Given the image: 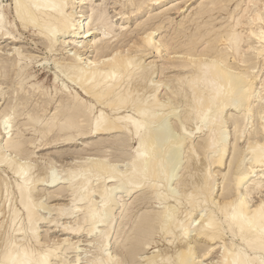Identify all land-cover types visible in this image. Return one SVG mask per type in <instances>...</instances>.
I'll list each match as a JSON object with an SVG mask.
<instances>
[{
    "label": "bare ground",
    "instance_id": "bare-ground-1",
    "mask_svg": "<svg viewBox=\"0 0 264 264\" xmlns=\"http://www.w3.org/2000/svg\"><path fill=\"white\" fill-rule=\"evenodd\" d=\"M12 1L13 11L16 15V22L19 24L18 26L16 23V31L17 26L25 31L30 29L34 30V33L42 41L43 48L48 54L51 56L59 54L63 55V57L52 58L55 66L53 73L54 91L49 92V86L46 88V85L43 83L44 81L30 82L31 85L28 87L33 89V92L30 91V93H33L32 95L38 97V99L35 98L37 99V103H39L35 104V109L38 114L35 115V112L34 115L29 114L30 122L28 120L26 123H29L25 124L23 122V124L33 126L34 130L39 132V135H43L41 137H46L50 132H55V134L58 133L57 135H60L63 138L62 141L65 142V144L73 142L79 136H81V138H89L95 135H110L111 133H118L120 135L132 134V139L137 143V146L134 147V153H131L133 155L129 157V164L131 166L128 173H123L122 171L123 174H119L121 176L117 178V175L116 177L114 176V166L116 167L117 165L111 164L109 166V164H107L108 162H105L103 159L101 160L98 158L99 156L97 159L93 158L94 161L96 159V162L93 161V166L89 164L88 166L93 168L92 170L94 173L91 172V174H93H89L90 176L88 175L87 177L88 172L86 171L87 174L85 173V177L87 178L84 177L85 180L83 179V169V174L75 173L71 170L74 174L69 175L68 179L70 185L65 188H73L74 193H72L77 194V196L75 195V200L77 202L82 203L83 200L85 201V199H88L87 202L85 201L86 203L83 204L76 203L77 205L74 204V207H69L68 205V207H66V204L61 206L60 204L62 203L58 205L60 207L57 205L54 206L58 207L56 208V211L58 210L57 212L60 218L63 216H69L72 218L71 216L82 211L83 216L81 217L79 215L80 220H77L78 222L76 221L74 226H64L63 228V225L66 224H60L63 231L71 234L80 233L81 228L83 229V224H89L87 232L89 235H92L91 238L93 237L90 243L94 245L97 244L96 247L98 252L96 255L94 254L95 256L93 255L94 257H90L86 264H207L203 262V259L214 252L218 253L217 260L208 264H264V196L261 195L262 198L260 197L259 201L257 200V202L251 203L254 191H264V139L262 141L258 139V141L253 142L255 137L260 135L258 133L264 131V124H262L261 130H257L258 128L252 129L253 125L250 126L251 122H253L251 119L255 116L256 107L259 106L257 109L260 112H263L262 108L264 107L260 105V102L264 99L262 94H255L256 92L261 93L258 92L260 89L259 87L261 86L257 88L258 91L255 89L257 74H259L257 72H259V69L255 72L254 69L256 68H253L256 66L253 65L255 62L253 61L254 63L250 64L251 57H253L258 58L259 60L261 59L264 66V0H247L245 6L243 5L240 7L238 14H236L237 16L232 15L233 17L231 18H233V22L231 25H226L229 27L221 32L213 31L214 37L212 36L207 41H203L206 45L204 44L205 47L200 52L196 48L195 43L204 37V30L202 25L200 26L201 23L197 22L200 26L198 27L197 24V27L199 28L197 32L198 35L196 36L197 38L195 37V40L192 38V40H194L192 42L191 39L188 38V41L192 44H186L189 46L186 50L184 49L185 52H181V56L178 54L179 57L177 58H180V60H177L175 56L173 57V55L170 54L163 55L162 52L164 49L171 50L173 46L165 44V47L167 48L163 49L164 46L162 47L160 41L156 39L155 31L158 29L150 28L151 30L148 29L149 31L142 36L135 35L137 36V39L133 40L132 44L130 42V45L126 44L127 47L124 42L129 37V34L126 33L125 24L121 27L118 24L120 27V29H118L120 30V35H124L125 38H119L120 40L117 38L113 40V34L109 37V35L116 32L117 29L115 28V25L113 24L114 21L111 19V16H109L107 7L105 6L107 3H96L94 0ZM106 1L108 0H105V2ZM165 1L167 0H127V3L124 5L131 8L130 12L132 13V16H136L139 13L144 12L150 5H160ZM222 1L224 2V0ZM217 3L218 1L214 0L211 4L214 6L217 5ZM203 5L204 9L202 8L203 12L201 13L207 11L211 12L213 9V6L210 5L209 2ZM252 6L254 7L252 8L253 10L251 9ZM237 7L239 6L237 5ZM123 8H121L120 15L125 16L127 12L125 10L122 11ZM198 8L199 7H197V9ZM250 9L252 10V16H249V14L247 16L246 14ZM196 16L198 15L196 14L194 17L196 18ZM151 17L147 19H150L151 21ZM191 17H193V15ZM212 17L214 16L212 15ZM124 18L127 19L129 17L126 15ZM171 21H169V23ZM205 24L207 25V23L203 24L204 27L206 26ZM245 24L249 25H246L248 27L247 31H243L245 28L240 30ZM253 24L258 26L253 27ZM7 26L8 22L5 12V4L3 0H0L1 36L6 40L11 39V42L13 43L20 42L21 40L17 39V35L14 31L10 30ZM186 28H188V26ZM194 30L197 29L195 28ZM191 32L195 33L196 31ZM211 32L212 31H209V33ZM97 35L101 36L100 39L97 40L94 38L95 40L91 44V46H95L97 53L92 59H88L85 55L90 51L89 48L91 46H89L85 40L92 36L96 37ZM182 35L185 36L184 34ZM60 37H62L61 40H63V37H66L67 40L64 39L65 41H61L62 43L58 44V42H60ZM166 39L168 40V38ZM253 40H255L258 45L251 43ZM178 43L180 44L181 42ZM219 43L225 45V48H219ZM182 45L180 44L179 48ZM175 48H178V46ZM72 50L73 53L71 52ZM174 53H178L176 49ZM247 53L249 56L246 55ZM14 54L16 55V59L14 63L11 61L12 64L10 63L9 65V69H11L10 73L12 71V74L2 71L3 74H0V78L3 77V80H1L0 83H3V87L5 83L14 84L13 77L15 76L16 79H18V84L15 86L19 85V87L16 89V97H13L20 99V102L18 101L19 104L16 103L11 105V107L3 113L2 121H0V136L4 135L5 137L6 135L4 143L1 144L0 140V166L7 165L14 171V174L17 175V178H15L16 191L19 202L25 211V215L20 216L22 211L20 213V210L12 204L14 208H11V220L8 219L10 220V224H7L8 229L5 231L4 237L0 236V241L3 240L2 243L0 242V264H53V260H59V262L62 261L60 253L65 248V245L62 246V244L70 241V239L67 240L68 238L64 239L63 237V240L58 242L42 236L40 230L42 227L41 225L47 223L52 224L55 222L54 218L48 219L40 212L41 207L43 206L42 199L45 196H43V194L41 195V190L39 189L41 185L39 184L44 178H46V176L42 177L43 175H35V172H33V169L35 168L33 165L34 162L30 163V160L28 162L27 159L25 162H19V160L16 159L18 158V155L23 152V149L21 148L23 146L21 144L24 142L22 143L23 138L21 140H19V138L15 139L13 136L14 133H11L13 129H10L15 127L13 123L17 120L16 117L20 111V104L25 105L30 101V99L28 100L29 96L32 98V95L30 94L29 96H26L28 95L26 93L29 89L25 86L26 83L29 82V78H32L33 76L30 75L31 77H29L25 74L29 65L39 54L36 56L32 53H26L18 46L14 47ZM158 55L160 57H165L167 59L166 63L169 65L165 64L162 66V63L159 65L158 59L160 57H158ZM229 56L233 57V59L231 58L233 62H231V60L229 61ZM153 57H155V59L156 57L158 58L155 60ZM243 63H247V66ZM249 64L251 66H249ZM243 66L248 68H241ZM167 69L177 71L174 80L175 82L177 81V84L179 85H171L168 87L167 84V92L164 96H161L163 89H160L165 84L162 74ZM43 76L44 75L40 73L35 77L38 80ZM47 77H50V75H47ZM262 82L264 83V81ZM166 83H168L167 80ZM1 85L2 84H0V99L3 100L6 98V91H4L5 89L2 88ZM262 89L264 90V86H262ZM39 98L41 99L40 102ZM179 98L186 100L184 104L182 103L184 105V117L182 118L184 120L192 118L197 130H208V133H206L208 135H205L206 137L201 143L200 148L208 154L206 160H209L210 162L213 161L216 166L223 165V159L228 151L227 148H229L226 130L224 129L226 128L225 125H227L226 123H228V119L229 121L231 120L230 122H232V126L236 133L243 134L246 131H248V133L251 132L248 134L250 136L247 141L250 140V142L247 144L249 145L247 150L250 149L248 152L252 153V155L250 154L252 156V158H250L252 159V165L250 167L248 166L249 168H246L243 160H240V155L238 158L233 157V160H230L229 163L231 166H235V169L237 170H234V174L232 173L233 175L230 177V182L229 180H227V184L224 182V191L223 194H221L223 195V200L217 201L218 198L215 197L216 199H214L212 196L211 183L214 181L213 177H215V170L212 171L210 168L208 170V166L206 167L207 170L205 168V171L201 173L199 179L193 180L197 173L191 172L190 167L192 166V163L199 162L200 155L198 154L196 147H187L190 149L188 153L187 148L184 150L185 148L183 149L181 146L185 143L191 144L194 138L192 136L194 132L192 133V131H188L186 133L185 131L186 134L180 133L181 137H179V139L171 140L174 128L170 120H168L167 114L182 108H179L180 106L175 108L176 100L178 99L179 101ZM244 98V103L239 107L242 102L240 99ZM257 98H261L259 102L260 104H256V102H258ZM21 99L22 101L26 100V102H21ZM54 103H58L57 105L55 104L56 106L54 105L55 111L51 112L52 115L46 123H42L39 112H47L50 105ZM1 107L2 106H0V108ZM238 107L239 110L236 112L237 114H229V110H237ZM23 108L25 109V107ZM259 111L258 115H260ZM29 112L32 113L31 111ZM238 113L240 115H238ZM26 114L28 115V111ZM21 115L22 114H20V116ZM27 128L29 129V127ZM182 131L183 130H181V132ZM123 136L125 137V135ZM236 136L239 135L236 134ZM253 138L254 140L251 141ZM45 140L46 139L44 138V141ZM57 140L61 141V139ZM128 142L129 140L127 141L126 139V142L123 141V143H120L125 146ZM42 143L44 144V142ZM233 149L236 151L239 148L237 146V148ZM6 150L9 151V154L8 152L6 153ZM25 152L28 151L25 150ZM239 152L237 153L236 151V155H238ZM185 153H188L189 155L187 154L188 156H185ZM28 154L26 155L28 156ZM244 158L246 157H243V159ZM183 160L185 162L183 165L186 166L184 167L182 165V168L184 169L183 172L181 171L182 174L180 172V175L178 174L176 177V183H174L175 188L171 189L173 186L168 188L169 186L168 184L166 185L165 177L166 179H169V170L174 169L176 163L182 164ZM90 161L92 160H89V162ZM165 161H167V166L165 165L166 163L164 164ZM249 162H251V160ZM242 164L246 169L241 167ZM164 165L165 168L163 167ZM85 170H87V168H85ZM104 172L108 174L106 175L105 173V177L102 176ZM80 174L82 176L80 178L81 180H77ZM228 174L226 177L229 176ZM93 176H95V178ZM155 176L159 179L164 177L161 181L164 180L165 183L163 184V181L159 184L160 181L159 179V182L156 181ZM187 176H190V179H187ZM54 177H49L50 183L54 186L56 183L60 184V179ZM113 177L117 178V180L114 181ZM153 177L155 183L150 180L151 178L153 179ZM96 178L98 180L102 179L103 181H100L97 186L93 185L94 187H92V181L95 180L94 182H96ZM82 179L84 181H82ZM168 181L169 180H167V183ZM1 182L0 177V188L3 187L1 191L4 190V194L0 191V196L3 195L5 198L9 199L12 190L6 181L3 180V182ZM44 182L47 183V181ZM110 182H117V184L109 189L108 184ZM123 183L128 186L127 193L130 196L140 193L141 190L144 191V188H154V196L160 201V205L162 206L160 207V210L158 209V211L153 213L149 210L148 212L151 214H145L147 216L140 215L138 220L136 218L137 221L133 226L129 224L132 228L127 232L124 230L125 228L127 229V227H117L116 221L119 219L115 220V217V219H110V216L108 218L106 217L108 213L110 214L114 211L112 208L116 206H113V203H116L118 197H122L118 196L120 193L117 190H120L118 187L120 188ZM83 186L84 188H82ZM122 188L121 190L125 191V188ZM145 193L146 192H144V194ZM94 194L99 195L98 197L101 198V201H99L100 203L96 202L97 200L94 201L92 199ZM147 194H150V192ZM262 194L264 193L262 192ZM124 196L125 195H123V197ZM147 199H145V201L143 200L145 205ZM152 199L153 198H151V201H153ZM121 201L123 202V208H121L122 210L120 212L121 218L127 217L128 215V218H131V214H128V210L130 209L129 204L127 201ZM148 201H150V199H148ZM137 202L139 201L137 200ZM140 202L142 201L140 200ZM140 202L137 204L139 205ZM119 203L121 205L120 201ZM111 204H113L112 208ZM52 206L53 205L50 207ZM135 206L134 209L137 208ZM140 206L141 208H145L142 207L143 204ZM151 208V211H153L158 207L153 209L152 206ZM204 208L208 209V213H204L205 216L202 214V217L199 219V212H203ZM137 209H135L136 212ZM130 213H132V211ZM136 214L137 213H135V216ZM18 219L20 220L18 221ZM195 219H199V222H196V227H193ZM57 223L58 222H56V225ZM98 223H105V226H103L104 224L102 225L104 228L101 229V226H97L96 224ZM124 225L125 223H123L122 226ZM85 226L83 230H85ZM156 226L159 227V230L162 233V245H159L158 242L153 239L157 228ZM10 231H12V234H10ZM194 231L195 233L193 235L192 232ZM122 233L124 234L121 235ZM193 237L196 240H193ZM50 238H52V236ZM197 240L200 242L198 246L196 244ZM73 245L75 244L69 243L68 247L66 246V250L71 248L74 249ZM146 249H150L148 251L150 254L145 253L146 257H141L142 252ZM61 264H66V262L62 261Z\"/></svg>",
    "mask_w": 264,
    "mask_h": 264
},
{
    "label": "rangeland",
    "instance_id": "rangeland-1",
    "mask_svg": "<svg viewBox=\"0 0 264 264\" xmlns=\"http://www.w3.org/2000/svg\"><path fill=\"white\" fill-rule=\"evenodd\" d=\"M94 1H96V3H104V4H106L105 6L107 7V10H108V13H109V16H111V19L114 21V25H115V28L117 29V31L116 32H114V33H111V35H109V37H111L112 36V34H113V40L114 39H117L118 38V40H120V39H123V38H125V36L123 35V36H121L120 35V30H118V29H120V27L121 26H123V24H125V28H126V33H128L129 34V37L126 39V41L124 42L125 43V46L127 47V45L131 42V44L133 43V40H136L137 39V36H135V35H138V36H142V35H144V34H146L147 33V31H149V30H151V29H158L157 31H155L156 32V39L157 40H159L160 41V43H161V46L163 47V49L164 48H167V47H165L166 45L165 44H169V46H173L172 47V49L170 50V49H162L163 50V55L164 54H170V55H173V57L175 56L176 58L177 57H179V55L180 54H182L181 52H185V50L188 48V46L189 45H186V44H189V43H191L192 41H194L195 40V37L198 35V30H199V28L198 27H200L201 25H202V27H203V34H204V37L202 38V39H200V40H198V41H196L197 43H195L196 44V48L198 49V51L200 52L204 47H205V43H203V41L205 42V41H207L208 39H210L212 36H213V31L214 32H221V31H223L225 28H227V27H229V26H226L227 24H229V25H231V23L233 22V18H231V17H233V16H237L236 14H238V12H239V10H240V7L241 6H245V3L247 2V0H241V1H239V0H229V2H228V0H224V2L221 0V1H219V0H215V1H218V3H217V5L220 7V9H219V7L217 6V5H212L211 3L212 2H214V0H167V1H165L164 3H162V4H160V5H150L144 12H142V13H139L138 15H136V16H132V13L130 12L131 11V8L130 7H127V6H125L124 4H126L127 2V0L125 1V0H108V1H106L105 2V0H94ZM123 3H122V2ZM204 1V2H203ZM230 1H231V3H230ZM3 2H4V4H5V12H6V16H7V22H8V28L10 29V30H12V31H14V33L17 35V39L18 40H21L20 42H16V43H13V42H11L12 40L11 39H4V38H2V36H1V32H0V74L2 73L3 74V72H9L10 73V70L11 69H9L10 67H9V65H10V63H11V61H13L12 63H14V61H15V59H16V55L14 54V47H21V49L24 51V52H26V53H32V54H34V55H38L37 56V58L29 65V67H28V69H27V71H26V76H29V77H31L30 75H32L33 77L32 78H29V82L28 83H26V88L27 89H29L28 90V92L26 93V94H28V95H26V96H29V94L30 95H32L31 93H30V91L31 92H33V89L32 88H29L30 87V85H31V83H34V82H43L44 83V85H46L45 87L47 88L48 86V90H49V92H51V91H54V89H53V87H54V75H53V73H54V63H53V59H54V57H56V58H59V57H63V55L62 54H59V55H55V56H51L50 54H48V52L43 48L44 46L42 45V41L38 38V36L34 33L35 31L34 30H32V29H30V30H23L21 27H18L19 26V24H18V22H16V15L14 14V11H13V1L12 0H3ZM117 2V3H116ZM125 2V3H124ZM171 2V3H170ZM174 3V5H173V3ZM210 3V5H212L213 6V9L211 10V9H209V10H211V12L210 11H207V12H204V13H201V12H203V7H204V5L203 4H207V3ZM221 2H223V3H221V5H220V3ZM225 2H227V3H225ZM236 2V3H235ZM122 5H121V4ZM201 3H202V5H201ZM169 4V5H168ZM200 4V5H199ZM9 5V6H8ZM173 5V6H172ZM175 5H176V7H175ZM223 5V6H222ZM229 5V6H228ZM237 5L239 6V7H237ZM164 6V7H163ZM172 6V7H171ZM212 6H210V7H212ZM251 6V5H250ZM123 7H125V8H123ZM163 7V8H162ZM182 7V8H181ZM183 7H185V8H183ZM197 7H201L200 9L198 8L197 9ZM218 7V8H217ZM222 7V8H221ZM121 8H123L122 9V11H126L127 13L125 14V16L124 15H120L121 13ZM203 8V9H202ZM252 8H254L253 6L251 7V9ZM129 11H128V10ZM149 9V10H148ZM217 11H216V10ZM250 9V11L249 12H251V13H249V12H247V16H248V14H249V16H252V10ZM152 10V11H151ZM166 10V11H165ZM196 10V11H195ZM213 10H215V11H213ZM222 10V11H221ZM235 10V11H234ZM163 11V12H162ZM236 11H237V13H236ZM197 12V13H196ZM211 14H209V13ZM213 12V13H212ZM226 12V13H225ZM231 12V13H230ZM129 13V14H128ZM158 15H157V14ZM199 16H196V18L194 17L196 14ZM200 13V14H199ZM208 13V14H207ZM119 14V15H118ZM156 14V15H155ZM203 14V15H202ZM126 15H127V17H129V18H124V17H126ZM150 15V16H149ZM160 15V16H159ZM193 15V17H191ZM212 15L214 16V17H212ZM228 15V16H227ZM233 15V16H232ZM124 16V17H123ZM152 16V17H151ZM158 16H159V18H158ZM122 17V18H121ZM149 17H151V21H150V19L148 20L147 18H149ZM202 17V18H201ZM208 19H207V18ZM161 18H162V20H161ZM194 19V20H196V21H194V20H190V19ZM206 18V19H205ZM230 20H229V19ZM140 19V20H139ZM156 19H157V21H156ZM198 19H200V20H198ZM204 19V20H203ZM212 19V20H211ZM246 19V18H245ZM244 19V20H245ZM164 20V21H163ZM172 20V21H171ZM187 20V21H186ZM213 20H214V22H213ZM13 21V22H12ZM153 21V22H152ZM163 23H162V22ZM169 21H171L170 23H169ZM190 21V22H189ZM191 21H192V23H191ZM210 21V22H209ZM230 21V22H229ZM246 21H247V19H246ZM142 22V23H141ZM145 22V23H144ZM148 22V23H147ZM197 22H199V23H201L200 24V26H199V23H197ZM211 22H212V24H211ZM223 22V23H222ZM16 23H17V31H16ZM143 25H141V24ZM158 23H159V26H158ZM185 23V24H184ZM195 23H196V26H195ZM204 23H207V27L205 26L204 27ZM211 24V26H210V24ZM226 23V24H225ZM13 24H14V26H13ZM120 25V27H119V25ZM128 24V25H127ZM197 24H198V27H197ZM209 24V25H208ZM220 24V25H219ZM225 24V25H224ZM140 25V26H139ZM146 25V26H145ZM151 25V26H150ZM155 25H157V26H155ZM247 24H245L243 27H241L240 28V30H243L244 28V30L243 31H247V29H248V27L247 26H249V25H247ZM181 26V27H180ZM188 26V28H186ZM221 26H223V27H221ZM225 26V27H224ZM258 25H256V24H253V27H257ZM14 27H15V29H14ZM119 27V28H118ZM137 27V28H136ZM141 27V28H140ZM143 27H144V30H143ZM147 27V28H146ZM155 27V28H154ZM159 27V28H158ZM201 27V28H202ZM213 27V28H212ZM138 30H136V29ZM139 28V29H138ZM151 28V29H150ZM184 28H185V30H184ZM196 28L197 30H194V29ZM209 28V29H208ZM216 28V29H215ZM142 29V30H141ZM149 29V30H148ZM178 29V30H177ZM180 29V30H179ZM141 30V31H140ZM161 30V31H160ZM183 30V31H182ZM132 31V32H131ZM191 31H196L195 33H197V34H195V33H193V32H191ZM209 31H212L211 33H209ZM191 32V33H190ZM207 32V33H206ZM134 33V34H133ZM206 33V34H205ZM20 34V35H19ZM117 34H119V35H117ZM132 34V35H131ZM140 34V35H139ZM180 34V35H179ZM182 34H184L185 36H183ZM194 34V35H193ZM210 34V35H209ZM117 35V36H116ZM163 35V36H162ZM206 35V36H205ZM121 36V37H120ZM161 36V37H160ZM182 36V37H181ZM99 37V38H98ZM100 35H97L96 37H94V36H92L91 38H88V39H86L85 40V42L86 43H88V45L89 46H91V44H92V42H94V40L95 39H100ZM116 37V38H115ZM171 37V38H170ZM177 37H178V39H177ZM185 37H186V39H185ZM191 37V38H190ZM207 37V38H206ZM214 37V36H213ZM92 38H93V40H92ZM95 38V39H94ZM120 38V39H119ZM134 38V39H133ZM159 38V39H158ZM166 38H168V40L166 39ZM180 38V39H179ZM191 39V42H189L188 40L189 39ZM192 38L194 39V40H192ZM197 38V37H196ZM62 39V37H60V42H58V44H61L63 41H65V40H67V38L65 37H63V40H61ZM65 39V40H64ZM172 39V40H171ZM177 39V40H176ZM182 39V40H181ZM186 41H185V40ZM181 40V41H180ZM62 41V42H61ZM88 41V42H87ZM91 42V43H90ZM174 42V43H173ZM176 42H177V44H176ZM178 42H181L180 44L182 45V46H180V48H179V43ZM202 42V43H201ZM37 43V44H36ZM251 43H255V45L257 44L256 43V41L255 40H253V41H251ZM36 44V45H35ZM127 44V45H126ZM192 44V43H191ZM190 44V45H191ZM205 44V45H204ZM130 45V44H129ZM258 45V44H257ZM14 46V47H13ZM88 46V47H89ZM176 46H178V48H175ZM219 48H222V49H224L225 48V45H221L220 43H219ZM161 47V48H162ZM71 48V47H70ZM174 48V49H173ZM90 51L85 55V56H87V58L88 59H92L93 57H94V55L97 53V51L95 50V46H91L90 48ZM175 49H176V51L178 52V53H174L175 52ZM177 49H179V50H177ZM185 49V50H184ZM168 50V51H167ZM96 51V52H95ZM164 51H165V53H164ZM180 51V52H179ZM10 52V53H9ZM72 53H73V50L71 51ZM171 52V53H170ZM31 54V55H32ZM174 54H176V55H174ZM179 54V55H178ZM30 55V54H29ZM247 56H249V54L247 53L246 54ZM181 56V55H180ZM8 57H10V58H8ZM158 57H160L159 55H158ZM158 57H156V59H155V57H153L155 60H157V58ZM53 58V59H52ZM161 58V59H160ZM159 59H158V64L160 65L161 63V65L163 66V65H165V64H168V63H166V61H167V59L165 58V57H160ZM176 58H175V60H176ZM233 59V57L232 56H229V61L231 60V62H233L232 61V59ZM252 59H251V63L250 64H253L254 62V66L255 67H253V68H256V69H254L255 70V72L256 71H258V69H259V72H257V73H259V74H257V78H256V83L258 84H256L255 83V86H256V90L258 91V87L259 86H261V87H259L260 89H262V86H264V83L262 82V81H264V66H263V61L260 59H258V58H253V57H251ZM8 59H10V60H8ZM52 59V60H51ZM164 59V60H163ZM39 60V61H38ZM174 60V61H175ZM177 60H180V58L178 59L177 58ZM255 60H257V61H255ZM10 61V62H9ZM165 61V62H164ZM254 61V62H253ZM261 63H260V62ZM11 63V64H12ZM260 63V64H259ZM244 64V63H243ZM242 64V65H243ZM247 64V63H246ZM246 64H244L245 66H247ZM249 64V66H251ZM169 65V64H168ZM258 65V66H257ZM245 66H243V67H241V68H244ZM2 67V68H1ZM7 67V68H6ZM261 67V68H260ZM263 67V68H262ZM248 68V67H247ZM246 67L244 68V69H247ZM250 68V67H249ZM31 69V70H30ZM261 70V71H260ZM3 71V72H2ZM174 72V73H173ZM43 74L44 76L43 77H41V78H39L38 80L36 79V75H39V74ZM10 74H12V71H11V73ZM45 74H46V77H45ZM175 74H177V71H171V70H169V69H167V70H165V72L162 74V77H163V80L165 81V84L161 87V89L160 90H162V92H161V96H164L165 94H166V90H167V88L169 87V86H171V85H179V84H177L178 82L176 81L175 82V80H174V76H176ZM47 75H50V77H47ZM165 75V76H164ZM168 75V76H167ZM258 75H259V77H258ZM13 76V75H12ZM11 76V77H12ZM261 78V79H260ZM5 79V78H4ZM31 79V80H30ZM41 79H43V80H41ZM173 79V80H172ZM1 80H3V77H1L0 78V81ZM166 80H167V82L168 83H166ZM173 81V84H172V81ZM13 83L14 84H11V83H5L4 84V87H3V83H0V84H2L1 86H2V88H4L3 90L4 91H6V98H4L3 100H1L0 99V106H2L1 108H0V121H2V116H3V113L6 111V110H8V108H10L11 107V105H13V104H16V103H18L19 104V102H20V99H17V98H14V97H16V94H17V92H16V89L19 87V85L18 86H15L16 84H18L17 83V81H18V79H16V77L14 76L13 77ZM31 81H33V82H31ZM261 81V82H260ZM10 82H12V81H10ZM31 82V83H30ZM48 83V84H47ZM28 84V85H27ZM168 84V87L166 86ZM9 86V87H8ZM29 86V87H28ZM15 89V90H14ZM259 89V91L258 92H261V93H255L256 95H260V94H262V96H263V98H264V90L262 89V90H260ZM27 91V90H26ZM262 91H263V93H262ZM22 92V91H21ZM14 93H15V95H14ZM14 96V97H13ZM34 97V98H33ZM258 97V96H257ZM260 97V96H259ZM35 98H37L38 99V97L36 96L35 97V95H32V98H31V96H29V98H28V100L30 99V101H28L25 105H22V104H20V111H19V113L17 114L18 116L16 117V122H14L13 124H14V126L15 127H13V128H10V129H13V131H11V133H14L13 134V136L15 137V139L16 138H19V140H21L22 138L24 139H22V143L23 144H21L23 147H21L22 149H23V152L20 154V155H18V158H16L17 160H19V162L20 161H22V162H25V160L27 159V161L29 162V160H30V163H33V165L35 166V168L33 169V172H35V175L36 176H42V177H44V176H46V178H44V180L39 184V185H41L40 187H39V189L41 190V195L43 194V196H45L42 200H43V206L41 207V210H40V212H41V214L44 216V217H46V218H48V219H55V222L54 223H47V224H42L41 226V228H40V230H41V233H42V236L43 237H46V238H49V239H51V240H55V241H58V242H60L61 240H63V237H64V239H66V238H68L67 240H69L70 239V241H67L65 244H62V246H64L65 245V248L63 249V253L61 252L60 253V255L62 256L61 257V259H62V261H65L66 262V264H78V263H80L81 264V262H82V264H86V262H87V260L91 257H94L96 254H97V247H96V245L97 244H92V243H90V241L93 239V237L91 238V236L92 235H89L88 234V232H87V228H89V224H87V223H85V224H83V229H84V226H85V230H83L82 228H81V232L80 233H66V231H63V229H62V226H61V224L63 225V223L64 224H66V225H63V228H64V226L65 227H68V226H74L76 223V221L77 220H80V216L82 217L83 215H82V211H79L78 213H76L75 215H73V216H71L72 218H70L69 216H63V217H61L60 218V216H58V210L56 211V208H58V207H60V206H58L60 203H62V204H60L61 206H64L65 204V206L66 207H74V204H76V203H81V202H77L75 199H76V196H77V194L75 193V194H73L74 192H73V188H68V189H65V188H67V187H69V183H70V181H69V175L71 174H74L73 172H75V173H81V174H83V172H84V176H83V179H85V178H87L88 177V175L89 174H91V172H93L94 173V171L92 170L93 168L91 167L90 168V166H88V164L89 165H91V166H93L92 164V162L94 161L93 160V158H96L97 159V157L98 158H100L101 160L103 159L105 162H108L107 164H109V166L111 165V164H114V165H117L116 167L114 166V176L116 177V175H117V178H119V176H121V175H119V174H123L124 172H126V173H128V170L130 169V164H129V157L131 156V155H133V154H131V153H134V147H136L137 146V143H136V141L134 140V139H132V134H128V135H126V134H123V135H125V137L121 134H116V133H111L110 135H98V136H93V137H89V138H81V136H79V137H77L73 142H71V143H69V144H65V142H63L62 140H63V138L59 135H57V134H55V132L54 133H52V132H50V134L48 133V135L46 136V137H41V136H43L42 134H40L39 135V132H37V131H35L34 130V127L33 126H31V125H25V124H27V123H29L30 122V118H29V114H33L34 115V112H35V115H37L38 114V112L36 111V109H35V104L37 103V99H35ZM262 98V99H263ZM6 99V100H5ZM16 99V100H15ZM40 98H39V102H40ZM184 100V101H183ZM242 100V102H241V104L239 105V107H241L242 106V103H244L243 101L245 100V98L244 99H240V101ZM260 100H261V98H257V101L258 102H256V104H260L261 106H264V99L262 100V102H260ZM19 101V102H18ZM182 101V102H181ZM21 102H26V100L25 101H22V99H21ZM181 102V103H180ZM186 102V100L185 99H183V98H179V101H178V99L176 100V105H175V108H178L179 106V108H181V109H177V110H175V111H172L171 113H169V114H167L168 116H167V118H168V120H170V122L172 123V125H173V135H172V138H171V140H177V139H179V137H181L180 135L181 134H186L188 131H192V133H193V140H192V142H191V144H184V145H182L181 146V148H185L184 150H186V148L187 147H196V149L198 150L197 152H198V154L200 155L199 156V162L198 163H192L191 165V172H196L197 174L194 176V178H193V180H196V179H199V177L201 176V173H203L204 171H205V168L206 167H208V170H209V168H210V170H212V171H214L215 173V177H213V179H214V181H212V183H213V185H212V183H211V186H212V190H211V192L214 194H212V196H213V198L214 199H216V198H218L217 199V201H220V200H223V198H222V196L223 195H221V194H223V191H224V186H225V184H227L226 182H228L227 180H229V182H230V180H231V178L230 177H232V175L234 174V170H237V169H235V166H231V164L229 163L230 162V160H233L232 158L234 157V158H238V156L240 155V160H243V163H244V166L247 168L248 166L250 167L251 165H252V159H250V158H252V153L251 152H248L249 150H247L248 149V146L249 145H247V144H249L248 142H250V140L249 141H247V139L249 138V136L250 135H248L249 133H251V132H249L248 133V131H246L245 133H243V134H241V133H236L235 132V130H234V128H233V126H232V122H230L229 121V119L227 120V122L228 123H226L227 125H225V127L226 128H224L225 130H226V136H227V140H228V147L229 148H227V152H226V154H225V157H224V159H223V165L221 164V165H218V166H216V164H214L213 163V161H209V160H206L207 159V153L206 152H204L203 150H202V148H200V145H201V143L204 141V139H205V137L208 135V134H206V133H208V130L207 129H204V130H197L196 129V125H195V123L193 122V120H192V118H189V119H183L182 117H184V113H183V109H184V103ZM260 102V103H259ZM183 103V104H182ZM240 103V102H239ZM37 104H39V103H37ZM42 104V103H41ZM58 104V103H54V104H51L50 105V107L47 109L48 111L47 112H43V111H40L39 112V116L41 117V122L42 123H46L47 122V120H49L50 119V117H51V115H52V111H55V106ZM9 107H8V106ZM22 105V106H21ZM55 105V106H54ZM23 107H25V109L23 108ZM54 107V108H53ZM239 107H238V109L236 110V109H231V110H229V114H231V113H236L238 110H239ZM259 106H257L256 107V111H255V116L251 119V120H253V122H251V124H250V126L251 125H253L252 126V129H257V130H261V128H262V124H264V107L262 108L263 109V112H260L257 108H258ZM24 109V110H23ZM260 109V108H259ZM34 110V111H33ZM22 111V112H21ZM27 111H28V115L26 114L27 113ZM29 111H31L32 113H30ZM50 111V112H49ZM178 111V112H177ZM182 111V112H181ZM258 111H259V113H260V115H258ZM23 112H24V114H23ZM42 112V113H41ZM181 112V113H180ZM179 113V114H178ZM256 113H257V115H256ZM263 113V114H262ZM20 114H22L21 116H20ZM42 114H43V116H42ZM46 114V115H45ZM174 114V115H173ZM237 114V113H236ZM262 114V115H261ZM27 115V116H26ZM48 115V116H47ZM238 115H240L239 113H238ZM25 116V117H24ZM230 116V115H229ZM20 117V118H19ZM43 117V118H42ZM45 117V118H44ZM261 117V118H260ZM27 118V119H26ZM257 118V119H256ZM262 119V120H261ZM29 120V122H27L26 123V121H28ZM250 120V121H251ZM19 121V122H18ZM180 121V122H179ZM186 121V122H185ZM191 122V123H189V122ZM23 122L25 123V124H23ZM41 122H40V124H41ZM188 122V123H187ZM255 122V123H254ZM17 125V126H16ZM24 127H23V126ZM180 125V126H179ZM174 126H176V127H174ZM193 126V127H192ZM19 127V128H18ZM23 127V128H22ZM27 127H29V129L27 128ZM24 128H25V130H24ZM34 130H32V129ZM18 129H19V131H18ZM24 131H23V130ZM251 129V130H252ZM21 130H22V132H21ZM174 130H175V132H174ZM180 130V131H179ZM181 130H183L182 132H181ZM250 130V131H251ZM185 131H186V133H185ZM17 132V133H16ZM34 132V133H33ZM11 133H10V135H11ZM22 133H24V134H22ZM26 133V134H25ZM37 133V134H36ZM177 133H178V135H177ZM181 133V134H180ZM175 134V135H174ZM236 134L237 135H239V136H236ZM245 134V135H244ZM258 134H260V135H258L257 137H255V140H254V138L253 139H251V141H253V142H255V141H258V139L260 140V141H262L263 139H264V131L262 132H260V133H258ZM54 135V136H53ZM56 135H57V138H56ZM120 135V136H119ZM206 135V136H205ZM40 136V137H39ZM51 137L52 138V136H53V138H52V140H51V138H49V137ZM123 136V137H122ZM178 136V137H177ZM248 136V137H247ZM21 137V138H20ZM37 137H38V139H37ZM114 137H115V140H114ZM117 137H119V138H117ZM121 137V138H120ZM129 139H128V138ZM176 137V138H175ZM236 137H238V138H236ZM41 138H43V139H41ZM44 138L46 139L45 141H44ZM81 138V139H80ZM103 138V139H102ZM117 138V139H116ZM124 138V139H123ZM3 139V140H2ZM5 139H6V135H5V137H4V135H1L0 136V140H1V144L2 143H4L5 142ZM54 139H55V141H54ZM57 139H61V141L59 140H57ZM100 139V140H99ZM112 139H113V141H112ZM120 139V140H119ZM123 139V140H122ZM126 139H127V141L129 140V142H128V144L127 145H125L124 146V144H122L123 143V141H125L126 142ZM130 139H131V141H130ZM203 139V140H202ZM38 140V141H37ZM48 140V141H47ZM103 140V141H102ZM106 140V141H105ZM116 140H119V141H116ZM122 140V141H121ZM26 141V142H25ZM33 141V142H32ZM53 141V142H52ZM28 142V143H27ZM30 142V143H29ZM41 143V144H39V143ZM42 142H44V144L42 143ZM48 142V143H47ZM51 142V143H50ZM110 142V143H109ZM117 142V143H116ZM120 142H122V143H120ZM38 143V144H37ZM60 143V144H59ZM99 143V144H98ZM103 143V144H102ZM109 143V144H108ZM172 143V142H171ZM200 143V144H199ZM87 144H89V145H87ZM114 144V145H113ZM119 144V145H118ZM172 144H174V143H172ZM87 145V146H86ZM124 146V148H123V146ZM188 145V146H187ZM191 145V146H190ZM234 145H235V147H234ZM238 146V148L239 149H237L236 151H237V153L239 152V154L238 155H236L237 153H235L236 151L233 149V148H237V146ZM37 146V147H36ZM104 146V147H103ZM122 147V148H120V147ZM185 146V147H184ZM126 147V148H125ZM117 148V149H116ZM201 149V151H200V149ZM241 149V150H240ZM25 150L26 151H28V152H25ZM187 150H188V153H189V148H187ZM234 150V151H233ZM239 150V151H238ZM243 150V151H242ZM242 151V152H241ZM246 151V152H245ZM8 152V154H9V151H7L6 150V153ZM122 152V153H121ZM187 152V151H186ZM205 154H204V153ZM29 153V154H28ZM30 153H31V155H30ZM106 153V154H105ZM188 153H185V156H188L189 154ZM11 154V153H10ZM26 154H28V156L26 155ZM33 154V155H32ZM188 154V155H187ZM243 154V155H242ZM249 154V155H248ZM251 154V155H250ZM12 155V154H11ZM27 157H26V156ZM107 155V156H106ZM206 156V157H204V156ZM236 155V156H235ZM245 155V156H244ZM184 156V157H185ZM22 157V158H21ZM29 157V158H28ZM84 157V158H83ZM87 157V158H86ZM102 157V158H101ZM183 157V158H184ZM243 157H246V158H244L243 159ZM20 158V159H19ZM22 159V160H21ZM83 159V160H82ZM88 159V160H87ZM96 159H95V161L94 162H96ZM99 159V160H100ZM106 159V160H105ZM124 159V160H123ZM128 159V160H127ZM247 159H249V160H247ZM89 160H92V161H90L89 162ZM251 160V162H249ZM37 161V162H36ZM98 161V160H97ZM119 161H120V163H119ZM208 161V162H207ZM36 162V163H35ZM81 162V163H80ZM110 162V163H109ZM127 162V163H126ZM167 161H165L164 162V164L166 163ZM249 162V163H248ZM213 163V164H212ZM83 164H84V166H83ZM129 164V165H128ZM183 164H185V162H184V160H183V162H182V164H179V163H176V166L174 167V169H172L173 170V172H172V170H169V179H166V177H165V181H166V185L168 184V188H171L172 186V188L171 189H173V188H175V184L174 183H176V177H177V175L179 174L180 175V172L182 171L183 172V169L184 168H182L184 165ZM166 166H167V163L165 164ZM165 165L163 166L164 168H165ZM179 165V166H178ZM183 165V166H182ZM234 165V164H233ZM247 165V166H246ZM87 166V167H86ZM129 166V167H128ZM186 166V165H185ZM184 166V167H185ZM222 166V167H221ZM243 166V164L241 165V167L244 169L245 167ZM229 167V168H228ZM248 167V168H249ZM9 167L7 166V165H2V166H0V177H1V181L3 182V180L4 181H6L7 183H8V185L10 186V188H11V190H12V194L10 195V197H9V199H7V198H5L3 195H1L0 196V236L1 237H4V234H5V231H7V229H8V226H7V224H10V220H11V212H12V209L14 208V206L13 205H15V207L16 208H18L19 210H20V213H21V211H22V213H21V215L20 216H24L25 214V211H24V209H23V207H22V205H21V203L19 202V199H18V195H17V189H16V182H15V178H17V175L16 174H14V171L11 169V168H9V169H11V170H9L8 169ZM85 168H87V170H85ZM120 168H121V170H120ZM167 168V167H166ZM180 168V169H179ZM197 168H199V169H197ZM216 168V169H215ZM241 168V169H242ZM245 168V169H246ZM80 169V170H79ZM82 169H83V172H82ZM127 169V170H126ZM70 170V171H69ZM73 172H72V171ZM89 170H90V172H89ZM125 170V171H124ZM206 170H207V168H206ZM232 170V171H231ZM10 171H12V172H10ZM86 171L88 172V174L86 173ZM122 171H123V173H122ZM178 171V172H177ZM71 172V173H70ZM182 172H181V174H182ZM87 174V177H85V175ZM92 173V174H93ZM105 173L106 172H104V174H102V176H106V175H108L107 173H106V175H105ZM118 173V174H117ZM229 173V174H228ZM233 173V174H232ZM81 174H80V176H78L79 178H77V180L78 179H80L82 176H81ZM91 174V175H92ZM229 175V176H227L226 177V175ZM231 175V176H230ZM48 176V177H47ZM55 176V177H54ZM61 176V177H60ZM64 176V177H63ZM90 176V175H89ZM173 176V177H172ZM52 178V177H54V178H59L60 179V184H55V186L53 185V184H51L50 183V178ZM85 177V178H84ZM94 178H95V176H93ZM92 177V178H93ZM115 177H113V180L114 181H116L117 180V178H115ZM156 177V176H155ZM188 178L187 179H190V176H187ZM229 177V178H228ZM93 178V179H94ZM157 178V179H156ZM155 178V180L156 181H158V177H156ZM164 178V177H163ZM162 178V179H163ZM66 179V180H65ZM82 179V181H84ZM97 179V178H96ZM162 179H159V181H160V183L159 184H161L163 181H161ZM217 179V180H216ZM81 180V179H80ZM79 180V181H80ZM86 180V179H85ZM152 182L154 181V183H155V180H154V177H153V179L151 178L150 179ZM167 180H169L168 181V183H167ZM226 180V181H225ZM14 181V182H13ZM44 181H47V183L46 182H44ZM66 181V182H65ZM95 181V180H94ZM94 181H92V187H94V186H97L98 185V183L100 182V181H103L102 179H100V180H96V182H94ZM158 181V182H159ZM165 181L163 182V184L165 183ZM170 181H171V183H170ZM1 182V183H2ZM224 182H225V184H224ZM66 183H67V185H66ZM81 183V182H80ZM95 183V184H94ZM157 183V182H156ZM115 184H117V182H110L109 184H108V187H109V189H111V188H113L114 187V185ZM170 184V185H169ZM49 185V186H48ZM52 185V186H51ZM79 185H81V184H79ZM83 185V184H82ZM94 185V186H93ZM124 185V183L122 184V186ZM148 185V184H147ZM147 185H146V187H147ZM223 185V186H222ZM15 186V187H14ZM122 186H120V188L118 187V189H120V190H117V191H119V193L120 194H118V196H122V197H118L117 199L121 202V205H120V203H119V201L117 202L116 201V203H113V204H111V208H112V205L113 206H116V207H114V208H112V210H114V211H112L110 214L108 213L107 215H106V217L108 218L109 216L111 217L110 219H112V218H114L115 220H120V222H119V220L118 221H116L117 223H116V225H117V227H119L120 226V228H125V227H127V229L125 228L124 230H125V232H127V231H129L131 228H132V226H133V224H135L136 223V221L138 220V218L140 217V215L141 216H147L148 214H151V213H153V212H155V211H158V209L160 210V207H162L161 205H160V201H158V199L157 198H155V196H154V188H149V187H147V189H143L144 191H140V193H138V194H134V196H130L128 193H127V187L128 186H126V185H124V187L122 188ZM126 186V187H125ZM216 186V187H215ZM49 187V188H48ZM64 187V188H63ZM44 188V189H43ZM63 188V189H62ZM82 188H84V186L82 187ZM121 188L122 189H124L125 191H123V190H121ZM3 189V187H1L0 188V191ZM66 191H65V190ZM56 190V191H55ZM69 190H71V191H69ZM60 191V192H59ZM62 191V192H61ZM214 191V192H213ZM3 194H4V190L3 191H1ZM73 192V193H72ZM125 194H124V193ZM144 192H146L145 194H144ZM150 192V194H147V193H149ZM263 193H264V191H262ZM262 192H258V191H254V193L252 194V201H251V203H255V202H257V200L259 201L260 199V197L262 198V196H264V194H262ZM46 193V194H45ZM59 193V194H58ZM61 193V194H60ZM142 193H143V195H142ZM152 193V194H151ZM259 193H261V194H259ZM55 194V195H54ZM58 194V195H57ZM126 194H127V196H126ZM49 195H51V196H49ZM73 195V196H72ZM76 195V196H75ZM123 195H125L124 197H123ZM136 195V196H135ZM146 196V198H145V196ZM150 195V196H149ZM154 197H153V196ZM262 195V196H261ZM47 196V197H46ZM74 198H72V197ZM75 196V197H74ZM96 196V197H95ZM99 195H95L94 194V197L92 196V199L94 200V201H96V202H98V203H100L99 201H101V198L100 197H98ZM221 196V197H220ZM254 196V197H253ZM98 197V198H97ZM141 199H140V198ZM216 197V198H215ZM97 198V199H96ZM122 198V199H121ZM137 198V199H136ZM139 198V199H138ZM144 198V199H143ZM150 199V201H148V199ZM151 198H153L152 200L153 201H151ZM156 200H155V199ZM220 198V199H219ZM125 199V200H124ZM134 199V200H133ZM145 199H147L146 200V205H148V206H146L145 205V203L143 202V200L145 201ZM14 200V201H13ZM70 200V201H69ZM72 200V201H71ZM75 200V201H74ZM87 200L88 199H85V201L87 202ZM121 200H123L124 202H126L127 201V203L129 204V206H130V209L128 210V214H131V218L129 217L128 218V216L127 217H122L121 218V208H123V206H122V201ZM136 200V201H135ZM137 200L140 202V200L143 202H140V204L138 205L137 203H139V202H137ZM155 200V201H154ZM84 201V200H83ZM82 201V203L81 204H83V203H86L85 201L83 202ZM216 201V200H215ZM2 202H3V204H2ZM9 202V203H8ZM15 202V203H14ZM74 202V203H73ZM131 202H133V203H131ZM154 204H153V203ZM51 203V204H50ZM58 203V204H57ZM136 203V204H135ZM13 204V205H12ZM50 204V205H49ZM64 204V205H63ZM116 204V205H115ZM131 204V205H130ZM141 204H143V206L142 207H145V208H141ZM150 204V205H149ZM153 204V205H152ZM9 205V206H8ZM51 205H53L52 207H50ZM55 205H57L56 207H54ZM68 205V206H67ZM77 205V204H76ZM135 207H137V208H139V209H141V210H139V209H137V208H135V209H137V212H136V210L134 209V206ZM145 205V206H144ZM19 206V207H18ZM122 206V207H121ZM133 206V207H132ZM153 206V209H155V208H157V209H155V210H153V211H151L152 210V207ZM10 207V208H9ZM12 208V209H11ZM51 208V209H50ZM55 208V209H54ZM119 208H120V210H119ZM142 209H145V210H142ZM148 209V210H147ZM49 210V211H48ZM51 210V211H50ZM54 210V211H53ZM132 211V213H130L131 211ZM150 210V212L151 213H149L148 211ZM204 210H205V212H204ZM53 211V212H52ZM142 211V212H141ZM200 211V210H199ZM145 212V213H144ZM148 212V213H147ZM208 213V209H206V208H204L203 209V212L201 211V212H199V215H198V217H199V219H200V217H202V214H203V216H205V214H207ZM135 213H137L136 214V216H135ZM140 213V214H139ZM143 213V214H142ZM205 213V214H204ZM113 216H112V215ZM115 214V215H114ZM145 214H147V215H145ZM80 215V216H79ZM76 216V217H75ZM134 216V217H133ZM79 217V218H78ZM197 217V218H198ZM21 218V217H20ZM122 220H121V219ZM135 218V219H134ZM136 218H137V220H136ZM8 219H10V220H8ZM58 221H57V220ZM73 219H75V220H73ZM128 219V220H127ZM131 219V220H130ZM133 219V220H132ZM199 219H195V222H194V226L193 227H196V225H197V223L196 222H199ZM20 219H18V221H19ZM62 221V222H61ZM130 221H131V223H130ZM56 222H58L57 223V225H56ZM73 222V223H72ZM78 222V221H77ZM120 224H119V223ZM128 222V223H127ZM134 222V223H133ZM61 223V224H60ZM123 223H125V225L124 226H122L123 225ZM127 223V224H126ZM195 223H196V225H195ZM54 224V225H53ZM68 224H70V225H68ZM100 224V225H99ZM104 224V225H103ZM122 224V225H121ZM129 224H131V225H129ZM3 225V226H2ZM56 225V226H55ZM97 226H101L100 228L102 229V228H104V227H102V225L103 226H105V223H98V224H96ZM1 226H2V228H1ZM98 227V228H99ZM157 228H156V230H158V231H156L155 230V234H154V237H153V239L155 240V241H157L158 242V244L159 245H162L163 243H162V233L160 232V230H159V227L158 226H156ZM46 229V230H45ZM98 231H99V229H98ZM85 232V233H84ZM157 233V234H156ZM194 233H195V231L194 232H192V234L194 235ZM10 234H12V231H10ZM124 233H122L121 235H123ZM44 235H46V236H44ZM156 235V236H155ZM52 236V238H50ZM69 236H71V237H69ZM56 238V239H55ZM59 238V239H58ZM60 238H62V239H60ZM194 238V237H193ZM161 239V240H160ZM193 240H196L195 238L193 239ZM1 243L3 242V240H1L0 241ZM75 242V243H74ZM198 242V243H197ZM75 244V245H73L74 246V249H67L66 250V246L68 247V244ZM196 244H197V246L200 244V242L197 240L196 241ZM70 246V245H69ZM76 246H77V248H76ZM153 246V245H152ZM150 249H146L145 251H143L142 252V255H141V257H146V254H150V253H148V251H149ZM84 251V252H83ZM67 252V253H66ZM88 253V254H87ZM146 253V254H145ZM95 254V255H94ZM144 254H145V256H144ZM200 254V253H199ZM94 255V256H93ZM217 255H218V253H216V252H214L213 254H211V255H209L208 257H206V258H204L203 259V262L204 263H213L214 262V260L216 261L217 260ZM149 256V255H148ZM76 258V259H75ZM78 258H80V259H78ZM72 259V260H71ZM197 259V258H196ZM75 260H78V261H75ZM62 261H60L59 262V260H53L52 261V263L53 264H58V262H59V264H61V262ZM74 261V262H73Z\"/></svg>",
    "mask_w": 264,
    "mask_h": 264
}]
</instances>
